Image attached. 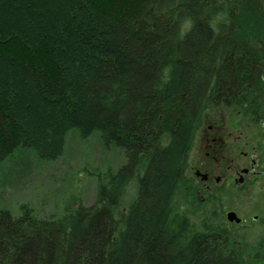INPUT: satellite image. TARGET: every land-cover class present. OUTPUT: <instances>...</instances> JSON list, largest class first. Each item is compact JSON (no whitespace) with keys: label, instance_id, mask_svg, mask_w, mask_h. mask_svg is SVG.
<instances>
[{"label":"trees","instance_id":"obj_1","mask_svg":"<svg viewBox=\"0 0 264 264\" xmlns=\"http://www.w3.org/2000/svg\"><path fill=\"white\" fill-rule=\"evenodd\" d=\"M212 105L264 119V0H0V171L72 130L126 159L92 205H0V264H264V178L206 194L186 174Z\"/></svg>","mask_w":264,"mask_h":264},{"label":"rangeland","instance_id":"obj_2","mask_svg":"<svg viewBox=\"0 0 264 264\" xmlns=\"http://www.w3.org/2000/svg\"><path fill=\"white\" fill-rule=\"evenodd\" d=\"M260 117L255 108L245 110L237 106L212 105L206 111L202 125L223 122L232 132L229 153L243 164V154L246 152L251 156L264 142V119ZM198 142V139L194 142L195 147L193 145L189 154L188 176L194 175L190 167L198 161ZM125 162L123 151L117 147H105L99 133L83 139L79 132L72 130L67 135L63 154L55 161L42 162L33 152L24 150L3 164L0 205L14 216L19 215L24 204L31 205L42 216H61L75 198H81L87 206L95 203L102 175L109 170L118 171ZM250 180L255 178L249 177ZM222 188L214 186L210 193Z\"/></svg>","mask_w":264,"mask_h":264},{"label":"flooded vegetation","instance_id":"obj_3","mask_svg":"<svg viewBox=\"0 0 264 264\" xmlns=\"http://www.w3.org/2000/svg\"><path fill=\"white\" fill-rule=\"evenodd\" d=\"M205 125L203 123L196 138L199 141L197 149L199 157L197 163L190 167L194 175L189 176L201 189L208 193L214 186H223L224 190L231 187L242 190L253 182L248 181L249 177L255 180L264 178L263 147L255 149L251 156L245 152L243 154L245 162L240 164L238 162L240 159L229 153L232 137L229 128L218 121L209 124L205 122Z\"/></svg>","mask_w":264,"mask_h":264},{"label":"water","instance_id":"obj_4","mask_svg":"<svg viewBox=\"0 0 264 264\" xmlns=\"http://www.w3.org/2000/svg\"><path fill=\"white\" fill-rule=\"evenodd\" d=\"M226 217L230 223L240 224L242 222V219L237 215V213L233 211H230L229 213H227Z\"/></svg>","mask_w":264,"mask_h":264}]
</instances>
